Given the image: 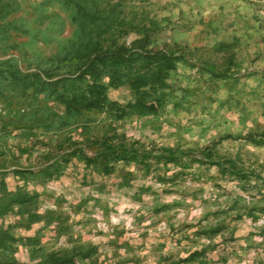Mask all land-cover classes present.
<instances>
[{
  "label": "rangeland",
  "instance_id": "rangeland-1",
  "mask_svg": "<svg viewBox=\"0 0 264 264\" xmlns=\"http://www.w3.org/2000/svg\"><path fill=\"white\" fill-rule=\"evenodd\" d=\"M86 40L130 55L69 85L96 108L66 113L50 87L31 97L0 70V264L58 252L73 264H264V0H0L4 71L38 72ZM109 129L207 148L246 176L194 163L173 182L177 168L160 166V182L132 163L38 166L41 149H18Z\"/></svg>",
  "mask_w": 264,
  "mask_h": 264
},
{
  "label": "trees",
  "instance_id": "trees-1",
  "mask_svg": "<svg viewBox=\"0 0 264 264\" xmlns=\"http://www.w3.org/2000/svg\"><path fill=\"white\" fill-rule=\"evenodd\" d=\"M82 17V10L77 6V13ZM162 50L172 57L178 53L176 45L162 44ZM127 54V55H126ZM129 53L124 47L111 50L110 53L103 50L102 43L99 40H86L78 45H73L68 50H63L57 54L49 56L45 60L48 68H42L38 72L22 73L20 69L11 64L1 72L9 74L13 83L31 94V97L40 95L45 87H50L52 100L62 104L66 113L73 111L79 112L90 108H96L97 98L92 92L85 97L84 92L75 94L70 92L69 85L75 86L79 78L85 80L87 73L95 75L98 72V64L108 59L112 60L113 65L129 59ZM120 61V62H119ZM67 67L68 70L62 71L60 77L52 80L53 73L60 70L61 67ZM89 85H87L88 87ZM30 89L32 92L30 93ZM59 89V92H58ZM25 148L19 147L21 154L27 153L31 156L34 151L41 149L34 157L38 166L56 165L65 166L71 162L74 157L80 158L87 166L97 170H105L116 163L135 164L140 171L152 174L160 182L162 179L160 166L167 167L172 165L177 168L170 177V181H175L182 172L190 167L191 164H209L219 169H225L231 174L244 178L246 173L240 172L231 163V161L214 157L207 152V148L201 150L178 149L169 146H157L153 141L146 143L140 139H129L124 133L109 129L102 137H85L82 140H72V137L65 136L55 142L45 141L41 138L33 137L29 140ZM53 161L51 164L50 162ZM49 166L43 169L46 173ZM31 197H24V201ZM14 202L15 199H12ZM6 264V263H1ZM42 264H73V259L64 257L60 252L51 253Z\"/></svg>",
  "mask_w": 264,
  "mask_h": 264
}]
</instances>
